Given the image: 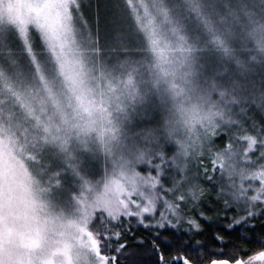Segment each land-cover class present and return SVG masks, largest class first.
Segmentation results:
<instances>
[{"label": "snow or ice", "instance_id": "6c2138e0", "mask_svg": "<svg viewBox=\"0 0 264 264\" xmlns=\"http://www.w3.org/2000/svg\"><path fill=\"white\" fill-rule=\"evenodd\" d=\"M215 7L0 0V264H264V90L197 84L238 27L264 71V0Z\"/></svg>", "mask_w": 264, "mask_h": 264}, {"label": "trees", "instance_id": "16d2710c", "mask_svg": "<svg viewBox=\"0 0 264 264\" xmlns=\"http://www.w3.org/2000/svg\"><path fill=\"white\" fill-rule=\"evenodd\" d=\"M174 2L180 3L182 0H174ZM223 0H201V3L205 6H207L208 10L210 12H213L212 18L214 20H219V14H222V9L215 7L221 4ZM233 3L236 2V0H232ZM250 2H256L258 3L259 0H250ZM257 12L259 10L257 9ZM256 19L260 23H264V19L260 17L258 14L256 16ZM246 21H240L239 24L243 25L246 24ZM189 27V34L193 37L196 35H200L203 38L204 29L201 28L199 33L193 31L197 27V21L195 19L187 22ZM243 29L242 28H235V36L236 40L234 42V47L236 49V54L243 63V67L239 66L236 67L235 60H218L215 54L205 52L202 54L203 58L200 59L199 63L204 64L206 61H209L207 71L203 72L197 80V84L202 87L206 88L211 83L213 79L216 80V82L222 86L230 85V81L232 79L240 80L243 83L251 84L253 81L256 84V91L253 94L251 89L249 90V99H252V96H259L260 91L264 90V88H261L260 81L262 78V74H264V71H262L261 64H260V56L255 52L252 51L254 49V41H244V37L241 35ZM33 35H35L33 30ZM137 37V36H136ZM138 38L129 37L127 40V47L129 49L128 56L132 59H139L140 57L134 54V50L136 47H138ZM17 51L19 52L22 45H17ZM257 55V60L255 62L251 61V56ZM19 69H17L19 72H21L24 75L29 76V65H28V58L26 54L19 55ZM255 111V109H253ZM251 115V113H249ZM257 118H259V115L257 114ZM146 124L139 125L137 129H134V131L139 130L141 127H146ZM217 143H220V141H217ZM95 167V165H93ZM203 223V222H202ZM220 231V229L215 225L211 223L204 224V231L201 232L198 235H184L181 237L182 240H189L191 243H195L196 241H204L206 248H220L221 245H219L212 237L215 232ZM143 233H138L137 235H142ZM163 235L167 236V233H164ZM231 236L235 237L236 233H231ZM171 239V237H170ZM237 242H239L237 238ZM172 243L179 245V241L172 239ZM230 245L225 246L224 250L228 251L230 249ZM214 258L212 254H209L208 259Z\"/></svg>", "mask_w": 264, "mask_h": 264}, {"label": "rangeland", "instance_id": "374dc122", "mask_svg": "<svg viewBox=\"0 0 264 264\" xmlns=\"http://www.w3.org/2000/svg\"><path fill=\"white\" fill-rule=\"evenodd\" d=\"M130 36L133 37L134 39L137 38L136 35H135L134 33H130L129 36H128V38H129ZM18 58H19V57H18ZM235 64H236V62H235ZM236 67L238 68L239 65L236 64ZM17 69H19V60H18V65H17V67L14 69V71L19 72ZM28 72H29V74H30V69L28 70ZM19 73H21V72H19ZM24 76L27 77L28 75H24ZM235 80H237V79H232V80L230 81V84H231L232 81H235Z\"/></svg>", "mask_w": 264, "mask_h": 264}]
</instances>
